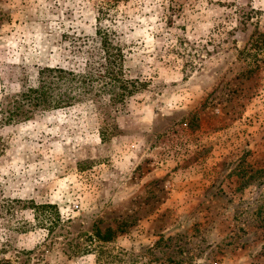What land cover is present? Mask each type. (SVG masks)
<instances>
[{"label":"rangeland","instance_id":"1","mask_svg":"<svg viewBox=\"0 0 264 264\" xmlns=\"http://www.w3.org/2000/svg\"><path fill=\"white\" fill-rule=\"evenodd\" d=\"M175 1L170 23L159 0L103 20L141 84L121 102L86 94L5 122L40 67L81 70L98 0H0V264H264L255 17ZM241 4L264 32V0Z\"/></svg>","mask_w":264,"mask_h":264},{"label":"trees","instance_id":"2","mask_svg":"<svg viewBox=\"0 0 264 264\" xmlns=\"http://www.w3.org/2000/svg\"><path fill=\"white\" fill-rule=\"evenodd\" d=\"M119 1L98 0L96 3L95 28L91 43L82 49L85 60L81 70L73 71L59 65L40 67L36 74V84L21 89L12 99V109L6 110L7 115L2 118L5 122L18 118L26 119L40 107L55 108L71 104L76 98L86 94L92 101H97V97L106 95L108 103H118L141 85L136 79L124 77L126 69L123 66V50L111 42L114 31L103 22L111 18L109 11ZM214 2L230 10L225 12L227 21L234 18L237 23L245 25L248 21L252 24V19L255 17L254 29L249 35L252 47L250 49L253 52L249 54H264V32L257 30L259 10L249 6L245 10L241 0ZM157 4L160 8V18L165 17L166 23L171 22V14L181 7V4L175 0H159ZM80 44L83 42L77 43L75 40L70 42V46L78 51L83 46ZM184 65L190 67L192 64L184 62Z\"/></svg>","mask_w":264,"mask_h":264}]
</instances>
